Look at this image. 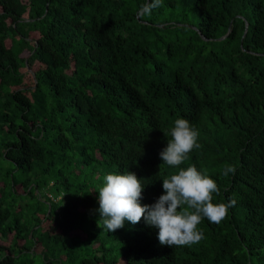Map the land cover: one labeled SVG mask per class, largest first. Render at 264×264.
<instances>
[{
  "label": "trees",
  "instance_id": "trees-1",
  "mask_svg": "<svg viewBox=\"0 0 264 264\" xmlns=\"http://www.w3.org/2000/svg\"><path fill=\"white\" fill-rule=\"evenodd\" d=\"M150 2L0 0V264H264V0ZM179 118L200 145L179 168L235 206L198 244L162 246L143 218L110 232L104 177L134 173L154 204Z\"/></svg>",
  "mask_w": 264,
  "mask_h": 264
},
{
  "label": "clouds",
  "instance_id": "clouds-1",
  "mask_svg": "<svg viewBox=\"0 0 264 264\" xmlns=\"http://www.w3.org/2000/svg\"><path fill=\"white\" fill-rule=\"evenodd\" d=\"M163 6V0H151L141 6L140 14L150 15L152 10ZM168 135L171 139L159 155L163 164L178 171L162 180L164 194L154 204L142 206V180L131 172L107 174L98 192L99 217L110 232L122 229L125 221L135 225L143 218L148 226L158 229L162 246L198 244L204 238L202 230L198 229L202 220L207 218L212 223H220L236 200L213 203V194L218 196L220 189L207 170H198L195 165L179 168L189 158L188 154L200 147L198 130L188 120L176 119ZM235 172L234 165L225 164L222 175L227 177Z\"/></svg>",
  "mask_w": 264,
  "mask_h": 264
},
{
  "label": "rangeland",
  "instance_id": "rangeland-1",
  "mask_svg": "<svg viewBox=\"0 0 264 264\" xmlns=\"http://www.w3.org/2000/svg\"><path fill=\"white\" fill-rule=\"evenodd\" d=\"M7 44L8 45H10V42L8 41L7 42ZM26 82H29L28 81V78H27V80H26ZM1 166H3V169L6 167V164L5 163H1L0 164V167ZM1 180V182L0 183H4V179H0ZM39 195L41 196V200L43 199L44 201H45V191H41L40 190V192H39ZM12 197H14V196H12V195H10V194H7V196H6V199H5V201L7 202V201H10V199L12 198ZM24 198V197H23ZM23 198H19V197H17L16 199H15V204H17V206L18 205H20L21 203H23L22 201V199ZM29 207L30 208H32V207H34V201L33 200H29ZM28 209V208H27ZM31 209H29V212L28 211H24V213L22 214L24 217H26V219H25V221L27 220V216L29 215V216H31ZM33 223V220H32V218H30L29 219V221L27 222V224L28 225H30L31 226V224ZM37 249H39V248H37ZM40 250V249H39Z\"/></svg>",
  "mask_w": 264,
  "mask_h": 264
},
{
  "label": "water",
  "instance_id": "water-1",
  "mask_svg": "<svg viewBox=\"0 0 264 264\" xmlns=\"http://www.w3.org/2000/svg\"><path fill=\"white\" fill-rule=\"evenodd\" d=\"M246 30H247V25L245 26V31H244V34H243V36L245 35V33H246ZM228 33H229V31L227 32V34H226L225 36H223V37L219 38L218 40L224 39V38H225V37L228 35Z\"/></svg>",
  "mask_w": 264,
  "mask_h": 264
}]
</instances>
